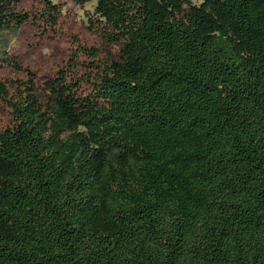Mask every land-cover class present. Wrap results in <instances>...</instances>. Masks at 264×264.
<instances>
[{
	"label": "trees",
	"instance_id": "trees-1",
	"mask_svg": "<svg viewBox=\"0 0 264 264\" xmlns=\"http://www.w3.org/2000/svg\"><path fill=\"white\" fill-rule=\"evenodd\" d=\"M17 3L0 37L30 20ZM93 14L118 58L77 46L41 82L0 81V264H264V0Z\"/></svg>",
	"mask_w": 264,
	"mask_h": 264
},
{
	"label": "rangeland",
	"instance_id": "rangeland-1",
	"mask_svg": "<svg viewBox=\"0 0 264 264\" xmlns=\"http://www.w3.org/2000/svg\"><path fill=\"white\" fill-rule=\"evenodd\" d=\"M49 1L59 10L55 27H50L41 17L46 9L44 0H18L16 10L27 12L30 20L16 33H3L0 37V81L9 92L10 82L26 80L28 73H32L37 82L51 77L70 61L77 46L96 48L102 59L107 58V52L110 57L118 58V46L105 41L102 36L104 24L93 14L96 0L84 5L70 0ZM78 60L80 73L83 74L88 62L83 56ZM9 122L10 110L0 99V129L8 126Z\"/></svg>",
	"mask_w": 264,
	"mask_h": 264
}]
</instances>
